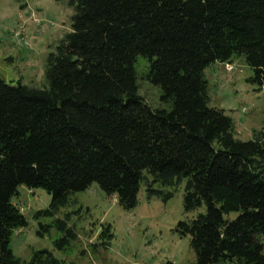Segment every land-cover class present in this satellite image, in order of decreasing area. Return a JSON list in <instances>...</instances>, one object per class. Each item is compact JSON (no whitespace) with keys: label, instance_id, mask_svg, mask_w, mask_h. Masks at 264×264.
<instances>
[{"label":"trees","instance_id":"trees-1","mask_svg":"<svg viewBox=\"0 0 264 264\" xmlns=\"http://www.w3.org/2000/svg\"><path fill=\"white\" fill-rule=\"evenodd\" d=\"M69 3L71 30L46 57L44 86L0 78V264H70L45 250L28 261L13 254L11 235L27 224L13 202L18 186L50 194V213L93 182L131 209L142 183L161 193L156 181H184V211L205 206L176 228L196 264H264V136H235L232 118L209 105L204 75L243 56L264 89V0ZM138 55L168 107L138 94Z\"/></svg>","mask_w":264,"mask_h":264},{"label":"rangeland","instance_id":"rangeland-1","mask_svg":"<svg viewBox=\"0 0 264 264\" xmlns=\"http://www.w3.org/2000/svg\"><path fill=\"white\" fill-rule=\"evenodd\" d=\"M74 12L69 0H0V78L8 84L43 87L46 57L71 30ZM133 65L138 94L152 107H168L160 100L161 88L145 76L148 59L138 55ZM204 75L209 105L232 118L235 136H264V89L250 80L253 70L243 56L215 61ZM143 174L149 181L153 178L147 170ZM152 186L161 193L149 196L142 183L137 204L124 209L115 195H106L93 182L83 191L68 193L48 213L50 194L20 185L13 202L27 224L13 231L12 252L23 261L45 250L70 264H196L189 235L181 236L176 228L179 221L204 212L205 206L184 211V181L174 186L156 181ZM167 193L171 196L164 198ZM236 215L224 217L231 220ZM57 219L65 222L63 228ZM260 239L264 245V236Z\"/></svg>","mask_w":264,"mask_h":264}]
</instances>
